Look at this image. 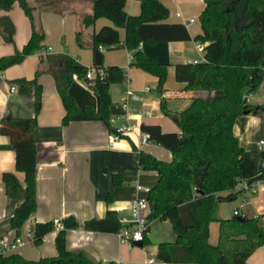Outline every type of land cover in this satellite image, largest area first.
<instances>
[{
    "label": "trees",
    "instance_id": "1",
    "mask_svg": "<svg viewBox=\"0 0 264 264\" xmlns=\"http://www.w3.org/2000/svg\"><path fill=\"white\" fill-rule=\"evenodd\" d=\"M125 0H92L91 12L84 13L80 25L87 26L96 18L104 17L110 24L102 25L90 35L92 66L103 68L102 76L96 75L87 84L96 97L97 109L77 107L67 91L73 75L83 78L87 67L64 54L40 56L39 66L32 79L10 81L16 92L33 97V116L0 118V133L6 135L13 149L14 167L23 174L24 200L17 204L9 218L10 227L18 235L26 218L35 206L36 128L35 116L40 104L38 74L47 71L54 78L65 113L61 123L71 120L97 119L109 125L111 99L108 86L119 83L126 73L121 66H103L101 47L124 46L131 51V65L157 77L156 86L162 90L166 78V64L145 56L139 45L157 41L189 39L184 25L164 22L168 8L158 0H139L140 11L129 15L124 10ZM19 4L29 19L31 32L19 51L0 57V71L20 63L22 58L40 49L44 31L38 12L41 5H31L26 0H0V9ZM204 8L198 20L201 32L192 38L203 43V59L196 62L174 64V79L183 87L206 91L193 96L179 112H165L178 127V132H162L158 125H141L151 141L171 153L170 161H163L143 151L138 152L137 162L144 170H156L158 178L147 191V220L168 219L175 238L157 244V258L163 262L179 264H247V257L255 247L264 244V224L260 217L231 214L217 219L213 210L221 201L235 199L239 189V162L242 147L232 126L235 117L255 111L246 102V95L261 81L264 72V0H203ZM118 27H123L122 40ZM13 27L7 15L0 17V36L10 42ZM75 41L83 46L80 31H75ZM6 194H15L19 182L15 174H1ZM264 177V172L260 178ZM242 190V189H241ZM239 217V218H238ZM218 223L217 241H209V224ZM63 227L54 236L55 256L37 260L24 258L18 253H0V264H115L90 259L80 250L68 251L65 247V229L81 226L85 230L115 232L119 220L114 212L107 211L103 218H90L83 223L72 217L61 220ZM53 229L52 222L35 223L32 227L33 242L38 244L46 232Z\"/></svg>",
    "mask_w": 264,
    "mask_h": 264
},
{
    "label": "crops",
    "instance_id": "2",
    "mask_svg": "<svg viewBox=\"0 0 264 264\" xmlns=\"http://www.w3.org/2000/svg\"><path fill=\"white\" fill-rule=\"evenodd\" d=\"M31 5H41L44 1L51 4L42 6L37 16L44 31L43 45L33 53L25 55L20 63L12 64L0 71V118L9 115L14 117L33 116V97L19 95L9 91L10 81L14 79L34 78L40 56L46 54H64L74 58L84 67L92 66L90 35L110 24L104 17L96 18L87 26L80 25L84 13H90L92 0H26ZM168 8L164 22L180 23L185 26L189 39L141 43L139 48L145 56L166 64V78L162 90L157 88V77L131 65L132 52L124 46L113 48L101 47L103 66H121L126 73L119 83L108 86L111 109L109 125L97 119L71 120L61 123L65 113L61 99L55 87L54 78L47 71L38 74L40 84V104L35 116L36 128V179L35 210L26 218L18 235H23L27 227L35 223L72 217L83 223L90 218H103L107 211L115 217L129 219V202L138 197H146L147 191L137 190L136 186L152 188L158 178L156 170H144L139 167L138 152L143 151L163 161H170L171 153L161 145L150 141L137 143L141 125H158L162 132H178L176 124L165 112H179L187 105L191 97L205 95L206 91H194L183 87V83L174 79L173 67L176 63L200 61L203 59V43L192 37L201 32L198 20L204 8L203 0H158ZM127 14L140 11L139 0H125L123 4ZM7 15L13 27L10 42L0 36V57L19 51L31 32L28 17L16 2L6 10L0 9V17ZM189 19H191L189 21ZM80 31L83 46L75 41V31ZM123 27H118V37L122 40ZM130 90L127 104L133 108L146 109L147 115L129 114L128 119L136 123V128L127 136L120 137L112 144L107 143L106 133L120 122L116 115L120 112L117 106ZM67 91L71 94L77 107L91 106L97 109L96 97L88 88L83 78H74ZM246 102L255 107L251 113L235 117L232 126L243 155L239 162L240 176L235 199L228 202L231 213L246 217H260L264 224V182L260 177L264 172V72L258 87L246 95ZM262 140L263 144L258 145ZM9 171L16 175L19 188L15 194H6L3 188L2 173ZM259 181L256 190L244 191L246 184ZM23 174L14 167L13 149L6 135L0 133V253H18L24 258L37 260L45 256H55L54 236L52 229L41 237V242H27L23 246L5 250L2 244H8L16 236L10 227L9 218L17 204L24 200ZM242 189V190H241ZM222 204L213 210L215 218H228L221 214ZM215 222L212 221L210 226ZM217 227L218 223L216 222ZM217 229V228H216ZM217 234V230H216ZM218 235V234H217ZM140 246L119 243L112 231L99 232L85 230L78 226L65 229V247L68 251L80 250L90 259L102 263L115 264H179L163 262L157 258V244L171 242L175 235L168 219H151L144 232ZM210 241V234H209ZM217 236L214 237L215 243ZM151 259V261H149ZM247 264H264V244L255 247L247 257Z\"/></svg>",
    "mask_w": 264,
    "mask_h": 264
},
{
    "label": "built area",
    "instance_id": "3",
    "mask_svg": "<svg viewBox=\"0 0 264 264\" xmlns=\"http://www.w3.org/2000/svg\"><path fill=\"white\" fill-rule=\"evenodd\" d=\"M191 19H189L190 21ZM191 62H196V60H192ZM103 68H94L93 66L87 67L85 71V75L83 77L84 80H87L86 85L89 81L94 78L96 75L102 76ZM76 78V75H73ZM9 91L13 92L16 90L14 85H9ZM130 90L125 91V96L119 101L117 106L120 108V112L116 115V119L120 122L118 125L114 126L112 130L106 133L105 139H107L108 144H112L115 141L119 140L122 136H127L131 132L134 131L136 128V123L130 121L128 119L129 114L140 115L145 114L147 115L149 112L146 109H139L130 107L127 104V99L131 96ZM151 139L149 138V134L146 131H139L137 135V143L143 144L150 142ZM263 141L260 140L258 145L261 146ZM261 182H264V177L260 178ZM259 181L254 182L253 184H246L243 189L246 192H252L256 190V186ZM137 190H145L148 191L147 188L141 187L140 185L136 186ZM129 210H130V218L119 219L120 227L114 232L115 237H117L119 243H128L134 244L140 242L144 238V232L146 227L148 226L149 220H147L146 215L148 213V203H146L145 197H138L134 198L129 202ZM232 214L237 215L238 211L233 210ZM53 229L58 230L63 227V223L59 218L53 219L52 221ZM33 234L32 228L27 227L23 235H16L11 242L8 244H2L1 247L3 249H12L14 247L23 246L27 242H33ZM151 261V259H149Z\"/></svg>",
    "mask_w": 264,
    "mask_h": 264
},
{
    "label": "rangeland",
    "instance_id": "4",
    "mask_svg": "<svg viewBox=\"0 0 264 264\" xmlns=\"http://www.w3.org/2000/svg\"><path fill=\"white\" fill-rule=\"evenodd\" d=\"M228 202L229 201H221V202H219V203H221L222 204V206L223 207H221V214L222 215H228V216H230L232 213H231V208H230V206H228ZM219 203H217V205L219 204ZM213 216L215 217V215H214V213H213ZM217 228V224H216V221L215 222H213L212 224H211V226H210V241L211 242H213L214 241V237H216L217 236V234H216V229Z\"/></svg>",
    "mask_w": 264,
    "mask_h": 264
},
{
    "label": "water",
    "instance_id": "5",
    "mask_svg": "<svg viewBox=\"0 0 264 264\" xmlns=\"http://www.w3.org/2000/svg\"><path fill=\"white\" fill-rule=\"evenodd\" d=\"M85 82H87V80H85ZM239 218V217H238ZM134 245L136 246H140L141 245V241L140 242H137V243H134Z\"/></svg>",
    "mask_w": 264,
    "mask_h": 264
}]
</instances>
